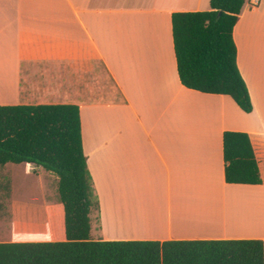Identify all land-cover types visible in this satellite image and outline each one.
<instances>
[{
  "label": "crops",
  "instance_id": "0c3cea01",
  "mask_svg": "<svg viewBox=\"0 0 264 264\" xmlns=\"http://www.w3.org/2000/svg\"><path fill=\"white\" fill-rule=\"evenodd\" d=\"M207 10L209 0H0V106L78 107L93 241H264V0H245L232 30L250 113L179 82L171 15ZM226 131L248 135L259 185L224 182ZM21 165L44 172L0 169ZM233 206L253 222L213 220ZM48 208L2 217L0 242L63 241L59 229L49 239Z\"/></svg>",
  "mask_w": 264,
  "mask_h": 264
},
{
  "label": "trees",
  "instance_id": "16d2710c",
  "mask_svg": "<svg viewBox=\"0 0 264 264\" xmlns=\"http://www.w3.org/2000/svg\"><path fill=\"white\" fill-rule=\"evenodd\" d=\"M245 0H209V10L171 15L180 84L229 97L252 111L236 64L232 30ZM224 182L259 185L247 134L222 135ZM33 164L57 178L63 241L0 242V264H264L261 240L93 241L90 213L98 210L82 151L76 105L0 106V167Z\"/></svg>",
  "mask_w": 264,
  "mask_h": 264
},
{
  "label": "rangeland",
  "instance_id": "374dc122",
  "mask_svg": "<svg viewBox=\"0 0 264 264\" xmlns=\"http://www.w3.org/2000/svg\"><path fill=\"white\" fill-rule=\"evenodd\" d=\"M23 170L22 165L14 171L0 169V219L7 217L10 220L12 212L16 215L23 206L35 210L37 215H40L41 209L49 207V215L52 217L47 229L49 239H55L53 235L57 229L64 236L56 176L45 170L37 171L36 168L30 169L25 175ZM92 193L95 196L94 190ZM95 234L93 230L92 236L96 237Z\"/></svg>",
  "mask_w": 264,
  "mask_h": 264
},
{
  "label": "bare ground",
  "instance_id": "6f19581e",
  "mask_svg": "<svg viewBox=\"0 0 264 264\" xmlns=\"http://www.w3.org/2000/svg\"><path fill=\"white\" fill-rule=\"evenodd\" d=\"M198 194V193H197ZM202 194V193H201ZM205 194V193H204ZM194 196H196V195H194ZM202 196H203V194H202ZM205 196V195H204ZM232 196V195H231ZM198 197V196H197ZM195 198V200H194V202L197 204V202H196V199H202V198H204V197H202V198H200V197H198V198ZM230 199V198H229ZM147 200V199H146ZM151 200V202H153L152 201V199H150ZM207 200V199H206ZM156 201V200H155ZM198 201V204L201 202V200H200V202H199V200H197ZM207 201H209V200H207ZM212 201V200H211ZM158 202V201H157ZM204 202H205V200L203 201L202 200V204L204 205ZM214 202V201H213ZM207 203H209V202H207ZM154 204V203H153ZM149 205H151V204H149ZM232 205V204H231ZM230 205V206H231ZM199 206H201L200 204L198 205V207H197V209L199 208ZM145 207H146V204H145ZM150 208V206L147 208V209H149ZM208 208V207H207ZM203 209V208H202ZM218 210V209H217ZM213 211H214V209H213ZM223 211V210H222ZM203 212H205V211H201V213L203 214ZM215 212H218V211H214V213ZM227 212V213H226ZM225 212V216H224V218L222 217V215H215V217L216 218H214L213 220L214 221H217L216 223H219L220 224V222H222V221H225V223H228V227L230 226V227H233V226H235V227H245V225L247 226V225H250L249 223H251V222H253L252 220L254 219V217H251V215L249 216V215H247V213H245L243 210H241V209H238V208H236L235 206H233L232 207V209L230 208V210L228 211H226ZM229 212V213H228ZM191 213V212H190ZM193 213V212H192ZM195 213H199L198 211H195ZM201 213H199V214H201ZM219 213V212H218ZM220 214V213H219ZM196 215H198V214H196ZM195 215V217L196 218H198V216H196ZM213 216V215H212ZM219 216H221V217H219ZM120 217V216H119ZM192 217V216H191ZM203 217V216H202ZM196 218H194V215H193V218L192 219H195V222H196ZM199 218H201V215H200V217ZM209 218H210V216H209ZM204 220H205V218H203ZM208 219V218H207ZM202 220V219H201ZM197 221H199L198 219H197ZM212 221V220H211ZM218 221H220V222H218ZM208 222V221H207ZM192 223H194V222H192ZM197 223H200V221L199 222H197ZM209 223V222H208ZM215 224V223H214ZM227 225V224H226ZM252 225H254V224H252ZM218 231V230H217ZM206 233V232H205ZM207 234V233H206ZM218 234V233H217Z\"/></svg>",
  "mask_w": 264,
  "mask_h": 264
}]
</instances>
